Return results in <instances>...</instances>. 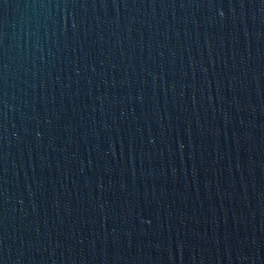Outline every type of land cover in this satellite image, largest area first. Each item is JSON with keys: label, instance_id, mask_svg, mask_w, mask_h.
<instances>
[{"label": "water", "instance_id": "95a60500", "mask_svg": "<svg viewBox=\"0 0 264 264\" xmlns=\"http://www.w3.org/2000/svg\"><path fill=\"white\" fill-rule=\"evenodd\" d=\"M59 0H0V264H56Z\"/></svg>", "mask_w": 264, "mask_h": 264}]
</instances>
